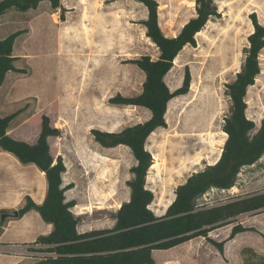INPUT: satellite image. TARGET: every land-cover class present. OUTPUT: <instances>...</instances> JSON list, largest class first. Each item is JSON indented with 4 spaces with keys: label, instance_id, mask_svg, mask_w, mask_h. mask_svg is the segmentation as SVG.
I'll list each match as a JSON object with an SVG mask.
<instances>
[{
    "label": "rangeland",
    "instance_id": "374dc122",
    "mask_svg": "<svg viewBox=\"0 0 264 264\" xmlns=\"http://www.w3.org/2000/svg\"><path fill=\"white\" fill-rule=\"evenodd\" d=\"M156 1L159 24L168 37L177 36L196 16V0ZM215 3L217 15L196 34L195 45L181 50L165 77L174 91L189 73V90L169 102L166 127L158 128L146 142L153 159L146 184L155 197L150 208L158 215L192 173L217 162L231 106L226 85L235 80L244 63L254 32L252 15L264 25V0ZM147 17L148 9L140 0H59L58 8L43 1L36 9L12 10L0 19V38L21 31L14 56L22 70L6 77L0 89V114L19 111L10 135L31 144L39 137L43 115L60 129V135L49 137L48 142L54 159L61 156L65 163L66 200L75 202L71 211L81 232L113 226L118 206L130 198L128 181L136 163L130 148H105L95 141L92 129L120 131L151 116L144 107L110 102L119 94L133 97L142 91L145 74L133 60L160 55L146 35L143 22ZM215 45L225 50L219 53ZM224 53L227 58L222 62ZM259 61L260 74L246 95V113L257 128L264 121V48ZM46 190L45 174L36 166L21 164L12 155L0 157V195L6 194L0 199V231L4 223L20 217L2 222V211H19L27 197L40 204ZM263 190L264 156L243 168L230 193L245 196ZM219 198L213 190L207 200ZM238 220L251 230L233 239H227L232 225L210 232L215 241H224V252L205 238L203 264H239L243 245L264 246V211L241 215ZM43 248H37L41 258L49 255ZM28 261L37 263V259Z\"/></svg>",
    "mask_w": 264,
    "mask_h": 264
},
{
    "label": "trees",
    "instance_id": "16d2710c",
    "mask_svg": "<svg viewBox=\"0 0 264 264\" xmlns=\"http://www.w3.org/2000/svg\"><path fill=\"white\" fill-rule=\"evenodd\" d=\"M43 1H49L54 8L59 7V0H1L0 17L11 10L36 9ZM140 1L148 9V17L143 22L146 35L158 47L160 55L157 59L145 55L133 60L145 74L142 91L133 97L119 94L110 98V102L144 107L151 116L145 122L120 131L92 129L95 141L101 146H127L136 161L131 168L133 177L128 181L130 198L115 213L113 226L79 231L78 218L71 211L75 202L66 200L65 163L61 156L54 159L48 142L49 137L60 135V129L51 125L48 115L42 116L41 131L33 144L15 139L8 133L19 111L0 116V151L12 154L21 164L36 166L46 177L47 190L42 203L27 197V204L18 211L19 218L29 211H36L53 227L50 233L38 236L35 241L44 246L41 251L49 254L36 264H154L153 250L169 249L196 237L207 238L223 253L224 241H215L210 232L232 225L227 239H233L237 234L251 230L239 222L241 215L264 211V190L245 196L222 192L235 187L243 168L256 164L264 156V121L257 128L246 113L247 91L260 74L259 56L264 48V25L255 14L252 15L254 32L249 36L242 68L235 80L226 85L231 106L223 126L227 139L219 160L192 173L180 184L164 213L158 215L150 208L155 197L146 183L153 159L146 142L158 128L166 127L169 102L186 94L191 82L187 73L183 85L172 91L165 77L181 50L187 45H195L196 34L217 15L218 9L215 0H196V16L177 36L168 37L159 24L158 2ZM20 34L21 31H16L0 38V89L9 72L22 71L15 66L17 57L14 56ZM213 190L221 198L209 201L207 198ZM240 256L239 264H264V253L252 246H243Z\"/></svg>",
    "mask_w": 264,
    "mask_h": 264
},
{
    "label": "crops",
    "instance_id": "0c3cea01",
    "mask_svg": "<svg viewBox=\"0 0 264 264\" xmlns=\"http://www.w3.org/2000/svg\"><path fill=\"white\" fill-rule=\"evenodd\" d=\"M9 12H12V10ZM9 12L1 16L0 19L6 17ZM0 116L2 115L0 114ZM10 131H8L9 135ZM7 155L12 154L0 151V157ZM16 160L18 162V159ZM6 167L7 165L2 168L4 169ZM222 192L230 193L232 191ZM5 196V193L1 194L0 199ZM2 208L0 206V210ZM43 222L40 214L32 210L21 218L4 223L0 231V264H29L30 261L28 260L30 259H37V262L42 260L43 258L40 257L42 253L37 249L40 247V244H34V242L38 236L50 233L53 228L51 224L45 223L44 229L41 230L39 227L43 225ZM204 240L205 237H196L169 249L153 250L154 264H203ZM243 246H252L257 251L264 253L263 245L260 249L252 244H245ZM34 255L37 257H30Z\"/></svg>",
    "mask_w": 264,
    "mask_h": 264
},
{
    "label": "bare ground",
    "instance_id": "6f19581e",
    "mask_svg": "<svg viewBox=\"0 0 264 264\" xmlns=\"http://www.w3.org/2000/svg\"><path fill=\"white\" fill-rule=\"evenodd\" d=\"M199 33V32H198ZM216 47H217V49L219 50V53L222 51H224L225 50V48L224 47H220V46H217V45H215ZM222 55V54H221ZM227 54H223V56H222V62H224L225 60H226V58H227V56H226ZM221 62V61H220ZM77 106V105H76ZM63 121V120H62ZM80 121H82V120H80ZM64 122V121H63ZM223 135L225 136V140L222 142V146H221V148H220V153H219V155H218V159L217 160H219V158H220V156H221V153H222V151H223V147H224V144H225V141H226V139H227V133L225 132V131H223ZM213 145H212V143H211V147H212ZM202 157L203 156H201V159H202ZM192 159V158H191ZM197 160V159H196ZM176 162V160H175V158H173V164H176L175 163ZM199 162H200V160H198L197 161V164H199ZM183 165V164H182ZM155 167V166H154ZM179 172H181L180 170H179ZM178 172V173H179ZM43 173V172H42ZM234 189H235V187H234ZM45 195V194H44ZM120 206L121 205H119L118 207L120 208ZM169 206V205H168ZM93 208V207H92ZM98 208H102V207H98ZM87 209V208H86Z\"/></svg>",
    "mask_w": 264,
    "mask_h": 264
},
{
    "label": "water",
    "instance_id": "95a60500",
    "mask_svg": "<svg viewBox=\"0 0 264 264\" xmlns=\"http://www.w3.org/2000/svg\"><path fill=\"white\" fill-rule=\"evenodd\" d=\"M7 217L17 218V217H19V212L17 210H15V211H4V212H2L1 218L4 220Z\"/></svg>",
    "mask_w": 264,
    "mask_h": 264
}]
</instances>
